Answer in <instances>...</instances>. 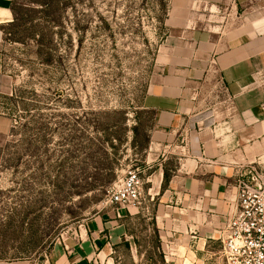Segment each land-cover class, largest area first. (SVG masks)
<instances>
[{
	"label": "rangeland",
	"instance_id": "1",
	"mask_svg": "<svg viewBox=\"0 0 264 264\" xmlns=\"http://www.w3.org/2000/svg\"><path fill=\"white\" fill-rule=\"evenodd\" d=\"M235 1L215 12L221 31L264 32V0ZM183 5L194 10L196 0H14L0 46V264H53L57 246L95 218L107 237L94 264H226L221 241L190 258L156 219L178 201L152 190V173L163 163L171 174L188 153L148 161L155 114L143 101L162 72L159 47L181 33L169 12ZM220 80L216 71L200 79L196 107L240 124L219 103ZM248 167L264 172V163ZM133 169L142 203L110 204L109 187Z\"/></svg>",
	"mask_w": 264,
	"mask_h": 264
},
{
	"label": "crops",
	"instance_id": "2",
	"mask_svg": "<svg viewBox=\"0 0 264 264\" xmlns=\"http://www.w3.org/2000/svg\"><path fill=\"white\" fill-rule=\"evenodd\" d=\"M223 1L196 0L194 10L183 5L169 12L168 23L181 33L159 47L156 60L162 72L143 101L155 114L148 161L162 155L165 162L168 155L188 153L179 158L164 189L163 163H157L150 181L156 194L178 201L173 207H158L156 219L169 243L174 248L176 242L183 243L190 258L200 257L210 242H220V230L236 211L238 174L264 163V32L243 24L222 32L213 17ZM13 2L0 0V46ZM2 66L0 53V92H5ZM211 71L219 74L217 85L226 96L219 103L231 108L226 117L236 115L240 124L232 118L223 124L215 106L197 109L204 98L192 94ZM191 120L196 122L193 130L188 128ZM105 223L95 218L79 227L57 246L53 264H94V256L105 247Z\"/></svg>",
	"mask_w": 264,
	"mask_h": 264
},
{
	"label": "built area",
	"instance_id": "3",
	"mask_svg": "<svg viewBox=\"0 0 264 264\" xmlns=\"http://www.w3.org/2000/svg\"><path fill=\"white\" fill-rule=\"evenodd\" d=\"M237 207L220 230L226 264H264V172L251 168L238 174ZM144 178L129 170L108 189V201L117 206L141 204Z\"/></svg>",
	"mask_w": 264,
	"mask_h": 264
},
{
	"label": "trees",
	"instance_id": "4",
	"mask_svg": "<svg viewBox=\"0 0 264 264\" xmlns=\"http://www.w3.org/2000/svg\"><path fill=\"white\" fill-rule=\"evenodd\" d=\"M169 176H170V174H168L167 171L165 170V173H164V183H163V185H165L168 182Z\"/></svg>",
	"mask_w": 264,
	"mask_h": 264
}]
</instances>
